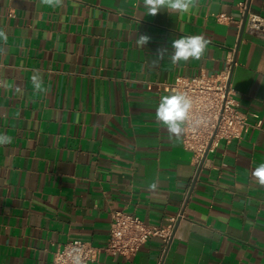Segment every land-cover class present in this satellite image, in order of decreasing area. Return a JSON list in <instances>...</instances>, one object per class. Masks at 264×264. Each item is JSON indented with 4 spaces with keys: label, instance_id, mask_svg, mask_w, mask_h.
Returning a JSON list of instances; mask_svg holds the SVG:
<instances>
[{
    "label": "crops",
    "instance_id": "0c3cea01",
    "mask_svg": "<svg viewBox=\"0 0 264 264\" xmlns=\"http://www.w3.org/2000/svg\"><path fill=\"white\" fill-rule=\"evenodd\" d=\"M248 14L264 17V0L155 16L143 0H0V135L11 138L0 145V264H55L77 239L103 248L116 212L154 226L182 217L166 253L153 239L91 264H264V185L252 175L264 163V36ZM138 35L149 42L138 47ZM192 35L210 40L204 57L172 64V41ZM228 59L235 98L262 127L197 168L184 132L170 139L156 119L171 94L158 84L219 73Z\"/></svg>",
    "mask_w": 264,
    "mask_h": 264
},
{
    "label": "built area",
    "instance_id": "2783aa9c",
    "mask_svg": "<svg viewBox=\"0 0 264 264\" xmlns=\"http://www.w3.org/2000/svg\"><path fill=\"white\" fill-rule=\"evenodd\" d=\"M245 11L246 6L241 4ZM224 18V17H223ZM232 21L231 18H224ZM247 28L264 36V17L248 14ZM234 61L228 59L222 71L209 74L203 71L192 78L178 77L170 83H160L158 88L166 93H186L192 99V109L184 126V147L193 153L197 168L207 156L215 153L220 142L241 141L251 129H261L262 122H249L241 110L240 102L231 88ZM202 121V123H198ZM181 214L168 220L167 225H147L139 217L124 212L112 216L110 236L105 247L97 248L90 242L72 240L61 245L54 254L55 264H91L102 253L109 256L131 258L153 239L163 243L164 253L176 236V226Z\"/></svg>",
    "mask_w": 264,
    "mask_h": 264
},
{
    "label": "clouds",
    "instance_id": "9594fccd",
    "mask_svg": "<svg viewBox=\"0 0 264 264\" xmlns=\"http://www.w3.org/2000/svg\"><path fill=\"white\" fill-rule=\"evenodd\" d=\"M44 5L51 7L61 6L63 0H40ZM143 6L146 9V15L155 16L166 9L169 13H190L197 6V0H143ZM6 31L0 30V40L7 41ZM150 40L147 35H138L135 43L138 47H143ZM210 40L203 35L185 36L172 41V53L170 61L172 64H179L181 61L188 62L190 59L200 60L208 50ZM168 49H160L157 54V61L163 59ZM156 61H154L155 63ZM32 82L37 91H46L41 88V81L38 75H33ZM19 90V89H17ZM192 109V99L186 93L175 92L164 95L160 98L158 107L155 110V116L159 123L167 128L170 139H179L184 126L189 119ZM202 123V121H198ZM11 138L7 135H0V145L10 144ZM252 175L257 179L260 185H264V163H261L254 169ZM155 188L156 185L151 186Z\"/></svg>",
    "mask_w": 264,
    "mask_h": 264
},
{
    "label": "water",
    "instance_id": "95a60500",
    "mask_svg": "<svg viewBox=\"0 0 264 264\" xmlns=\"http://www.w3.org/2000/svg\"><path fill=\"white\" fill-rule=\"evenodd\" d=\"M247 17H248V15H247ZM247 17H246V20H245V22H244V25L246 24V22H247Z\"/></svg>",
    "mask_w": 264,
    "mask_h": 264
}]
</instances>
